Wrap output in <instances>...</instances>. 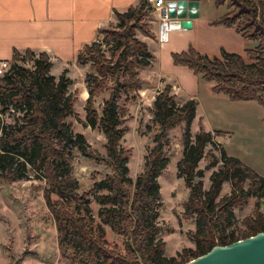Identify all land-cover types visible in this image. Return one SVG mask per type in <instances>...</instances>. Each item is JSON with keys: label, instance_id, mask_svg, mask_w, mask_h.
Segmentation results:
<instances>
[{"label": "trees", "instance_id": "16d2710c", "mask_svg": "<svg viewBox=\"0 0 264 264\" xmlns=\"http://www.w3.org/2000/svg\"><path fill=\"white\" fill-rule=\"evenodd\" d=\"M213 1L216 6L225 4L227 11L211 22L233 27L256 44L246 47L244 55L221 48L218 56H209L190 44L172 52V61L212 82L215 92L231 99L257 100L263 106L264 120V0ZM145 4L146 0H138L123 11H115L113 28L98 29L97 37L76 53L78 64L90 66L84 73L85 123L104 135L103 154L89 148L82 132L74 131L69 120L77 116V98L69 91L73 80L66 68L58 75L50 72L52 62L46 52L15 51L9 67L0 73V181L30 174L45 180L43 197L55 222L57 246L72 264H181L215 244L264 231V211L260 209L264 176L227 154L214 140V135L225 131L206 130L199 121L191 134L197 99L178 101L169 84L159 89L152 101L156 129L143 168L134 179L128 175L126 161L132 148L121 143L127 127L122 124L124 108L118 99L121 95L125 101L132 99V93L141 88L142 67L151 66L154 58L148 44L136 35L141 29L154 37L140 22L150 15L151 8L145 10ZM25 60L31 64H23ZM6 112L10 121L2 117ZM178 124H183V131L176 169L188 189L183 215L193 219L194 246L167 256L158 222V177L168 163L166 130ZM208 144L218 155L212 154L205 166L216 167L204 187V172L198 164ZM75 150L108 164L112 172L93 175L92 185L80 192L79 180L73 174ZM226 182L230 190L221 195ZM250 198L254 199L253 212L244 219L242 232L235 234L230 228L234 209H241ZM92 201L97 204L95 213ZM103 224L122 237L121 246L105 238Z\"/></svg>", "mask_w": 264, "mask_h": 264}, {"label": "rangeland", "instance_id": "374dc122", "mask_svg": "<svg viewBox=\"0 0 264 264\" xmlns=\"http://www.w3.org/2000/svg\"><path fill=\"white\" fill-rule=\"evenodd\" d=\"M144 9L149 10L150 15L141 19V25L153 32L152 28L156 20L153 19V16L156 12L148 4H145ZM114 22L104 29H112ZM136 35L142 40L145 39V36L150 37L145 35L141 29L136 30ZM98 38H102V34H99ZM106 53L108 54V51ZM22 63L29 66L31 61L25 60ZM88 70H90L89 64L77 63L72 66L70 76L73 82L69 86V91L77 98L74 102L77 116H72L69 120L72 122L74 131L84 134L89 148L103 154L105 152L104 135L97 128L85 123L84 102L87 88L84 73ZM56 71L53 69L51 73H56ZM140 77L142 79L141 88L132 93V99L125 101L123 95L118 99L119 106L124 108V113L121 116L122 124L127 127L121 138V143L132 148L126 165L128 175L133 179L142 170L148 147L152 144L153 133L156 129L152 122V101L162 84L149 73L146 67H142ZM2 117L6 121L11 120L8 112ZM258 119L257 127L253 123L254 119L250 122V124L253 123V131L244 138L238 132H234L231 137L224 135L219 136V139L226 145L227 150L238 154V158L240 157L243 162L264 176V121L262 113ZM195 129L196 126L191 127V134L195 133ZM182 131L183 124L166 130L169 140V147L166 149L168 163L158 177L161 201L158 222L162 228L160 237L165 240L167 256H175L183 248L194 246L191 239L194 229L193 219L183 215V202L187 197L188 189L183 179L177 176L176 169V161L181 156ZM212 154L216 156L218 151L208 144L205 147V155L198 164L204 172L202 176L204 187L208 186L209 174L216 167L205 168L212 159ZM72 165L73 174L79 180L80 192L87 190L92 185L93 175L101 177L112 172L108 164L95 161L76 150L72 155ZM44 185L45 180L35 177L33 174L14 181H0V264H72L60 253L57 246L55 222L43 197ZM229 190V182L224 183L221 195L228 193ZM91 206L95 213L97 204L92 201ZM253 209V198H250L241 209H234L235 220L230 228L234 230L235 234L242 232L244 219L253 212ZM260 209L264 211V202L261 203ZM103 226L105 238L109 242L121 246L122 237L114 233L108 225L103 224Z\"/></svg>", "mask_w": 264, "mask_h": 264}, {"label": "crops", "instance_id": "0c3cea01", "mask_svg": "<svg viewBox=\"0 0 264 264\" xmlns=\"http://www.w3.org/2000/svg\"><path fill=\"white\" fill-rule=\"evenodd\" d=\"M137 1L0 0V60L11 62L15 51H44L52 62L50 72L56 69L53 74L58 75L66 68L70 76L72 66L77 64L76 53L82 45L94 40L98 29L115 21V11H123ZM198 1L199 14L190 18L191 26L170 28L162 43L157 38L156 12L152 28L154 37L145 36L144 39L154 55L152 65L146 69L162 83L159 89L169 84L178 101L197 99L191 127L196 126L197 130L201 121L206 130L225 131L213 138L222 144L227 154L237 156L226 149L219 136L231 137L238 132L244 138L250 134L253 123L258 126L260 113L263 120V106L254 99H231L223 92L213 91L212 82L201 79L186 65L175 64L171 53L191 44L209 56H218L221 48L244 55L245 48L256 42L243 38L233 27L211 22L227 11L225 4L216 6L213 0Z\"/></svg>", "mask_w": 264, "mask_h": 264}, {"label": "water", "instance_id": "95a60500", "mask_svg": "<svg viewBox=\"0 0 264 264\" xmlns=\"http://www.w3.org/2000/svg\"><path fill=\"white\" fill-rule=\"evenodd\" d=\"M198 0H176L169 16L194 18L199 14ZM163 14V12H161ZM181 24H189L182 21ZM181 264H264V231L238 238L226 244H215L206 252Z\"/></svg>", "mask_w": 264, "mask_h": 264}, {"label": "built area", "instance_id": "2783aa9c", "mask_svg": "<svg viewBox=\"0 0 264 264\" xmlns=\"http://www.w3.org/2000/svg\"><path fill=\"white\" fill-rule=\"evenodd\" d=\"M146 3L157 12L158 17V30L157 38L159 42H164L167 39L168 31L170 28H188L191 26V19L188 17H176L169 16L168 9L175 6L176 0H146ZM163 12V14H161ZM187 22V24H181V22ZM10 65L8 60H0V70L3 72ZM264 199V198H263Z\"/></svg>", "mask_w": 264, "mask_h": 264}]
</instances>
